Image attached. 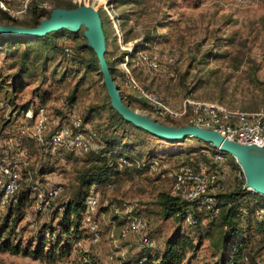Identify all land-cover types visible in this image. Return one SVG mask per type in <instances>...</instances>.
Wrapping results in <instances>:
<instances>
[{"label":"rangeland","instance_id":"rangeland-1","mask_svg":"<svg viewBox=\"0 0 264 264\" xmlns=\"http://www.w3.org/2000/svg\"><path fill=\"white\" fill-rule=\"evenodd\" d=\"M30 1L3 0L10 12L0 8V16L4 12L11 17L10 13L15 12L13 18L18 22L27 20ZM33 1L39 8H47L52 4L51 0ZM126 1L123 5H117L115 0H71L77 5L88 4L98 9L109 32L106 43L109 58L116 60L123 50L131 52L134 45H138L139 51L131 59L130 53H127L123 55L124 61L115 63V82L122 93L123 101H129L130 107L161 123L176 126L185 124L183 117L171 118L156 112L132 87L130 79L127 78V70L140 87L153 92L165 104L175 109L186 98L218 101L230 109L242 111H254L264 107V0ZM24 5L26 10L21 12ZM122 32L127 34V41L123 40ZM143 34H149V37L144 39ZM65 41L71 40L57 38L58 44ZM10 54H0V97L10 100L14 104V107L11 105L12 109L19 110L18 107L23 105L34 108L42 104L49 114L52 126H55L72 115L83 116L88 107H94L99 112L93 113L86 128L101 131L102 134L105 128L108 132L111 131L110 110L108 107L106 110L100 109L108 99L100 71H85L74 67L63 76L65 66L69 67L72 62L68 65L63 54L57 55L47 62L44 69L38 61L36 70L27 78L25 87L21 91L13 92L9 82L15 71L13 63L16 58ZM144 54L153 58L157 67H149L141 58ZM81 78L83 79L77 87L76 101L71 106H62L61 101ZM123 129H127L128 134H123ZM116 134L123 136L120 138L121 143L134 142L131 137L142 138L146 146L137 144V148L142 151V158L145 159L148 154L153 155L152 159L158 160L160 165L172 167L181 158H191V162L206 160L209 164L213 163L220 187L225 190L231 188L236 177L241 174L230 168L225 158L222 162H214L209 145L194 138L185 139L181 144L183 151L177 153L178 144L155 139L131 125H121ZM23 138L15 132L14 127L9 134H0V153L7 158L8 163L17 162L20 166V177L23 181H30L34 158L24 152H17L15 146H12L15 139ZM119 148L125 150L127 147L121 145ZM62 150L71 151L69 148ZM195 151L197 155L191 154ZM129 152L136 151L133 149ZM72 153L71 161L64 163L63 169L47 175L43 182L33 184V189L36 187L42 191L49 184L58 183L64 187L63 193L49 204L56 205L67 197L76 184L78 172L87 164L88 156L84 153ZM203 154L206 156L205 160H202ZM161 168L159 166L147 172L122 170L112 177L109 185L93 186L94 195L98 196L99 204L104 207L96 209L91 217L98 226V241L92 242V234L84 224V237L74 245L69 256L51 264H80L90 256L104 263L111 262L118 256L135 258L143 247H147L142 243L144 238L153 242L152 248L146 250H150L152 254L159 253L163 250L167 237L177 228L190 234L195 242L202 234L199 248L190 264H212L216 252L212 248L211 238L217 234V229L211 224L205 211H199L200 223L197 227H188L175 217L162 216L156 199L158 193L170 190V183L169 180L159 177L158 170ZM35 204L36 201L26 209V217L20 222L24 239L38 232L41 226L52 222L50 205L48 209L46 207L47 210L37 213L32 209ZM132 210L140 213L147 220L148 226L141 234L121 237L115 215H124ZM208 230L210 236L206 235ZM261 237V233L253 235V241L258 248L256 255L262 259L264 250L260 249ZM0 264L50 263L30 256L0 253ZM257 264L260 262L257 261Z\"/></svg>","mask_w":264,"mask_h":264},{"label":"trees","instance_id":"trees-1","mask_svg":"<svg viewBox=\"0 0 264 264\" xmlns=\"http://www.w3.org/2000/svg\"><path fill=\"white\" fill-rule=\"evenodd\" d=\"M30 2L29 16L27 20L18 22L13 17H10L8 14L2 12L0 18H2L3 21L0 19V23L6 25L12 24L33 27L36 26L41 19L48 17L53 8H73L77 6V4L71 2V0H51L52 4L47 8H39V6L35 5L36 2L33 0ZM115 2L117 5H123L127 1L115 0ZM102 28L107 43L109 32L105 27V20L104 22L102 21ZM143 36L145 39L149 37V34H143ZM59 37L67 38L71 41H65L61 44H58L57 38ZM122 38L124 41L128 40V36L125 32H122ZM138 51L139 47L137 44H135L131 52H128V50H123L121 56L117 57L116 60H112L108 56V50H105L106 62L115 81L117 78L115 63L124 61L123 55L127 53H130L129 58L131 59V57ZM2 53H11L10 55L15 56L16 58L15 62L13 63V65H15L13 66L15 67V71L10 76L9 82L13 92L21 91V89L25 87L27 78L33 75V71L36 70V64L38 61L41 62L42 68L44 69L46 68L47 62L53 58H56L57 55L63 54V58H65L64 60L68 62V65L70 62H72V65L70 64L69 67L65 66L63 70V76L67 72L72 71L74 67H77V69H84L85 71H99L97 57L94 51L87 45L81 28L76 32L60 29L40 37H5L0 35V54ZM82 79L83 78L77 81L73 88L68 91L64 100H62V106H71L76 101L77 87L81 83ZM142 89L150 92L144 87H142ZM120 94L122 95L121 91ZM8 101L10 102V100ZM125 103L130 106L129 101H126ZM10 104L14 107L12 102H10ZM37 106L43 105L38 104ZM107 107L110 110L111 119L109 127L111 128V131L108 132L107 128H105V130H103V134L101 131L97 132L86 128L87 122L91 120L93 113L95 114V112H99L98 109H95L94 107H88L83 116H78L82 122V127L78 130L82 131L92 142L99 144L100 149H89L86 153H84L86 156H88L86 160L87 164L84 165L80 172H78L76 184L72 187L65 199L60 200L56 205L49 204L52 222L41 226V229L38 232L34 233L27 239L23 238V227H20V222L26 217V209L29 208V206L32 205L37 199L36 191L33 192V184L43 182V178L47 175L53 173L56 170L63 169L64 163L71 161L73 157L72 151L74 150L71 149V151L69 150V152H65L62 150V148L64 149L66 147H59L53 150L50 146L42 145L32 138L21 136L17 132L15 124L12 126L14 121L0 117V119H3V121H0V134H9L10 129L14 127L15 132L20 137L24 138L22 140L15 139L12 146H15L14 148L17 150V152H24L25 154H28L34 158L32 164L33 167L31 169L33 173L31 180L23 181L21 178L20 185L10 200L3 205L0 203V253L30 256L34 259H39L50 264L55 263L57 260H61L62 258L68 257L71 251L74 249V245L84 237V224L89 229L85 220V200L89 195H94L93 186L109 185L111 183L112 177L118 175L122 170L138 172L149 171L148 166H136L135 164L131 166H123L120 164V157L128 158L134 163V160L150 161L152 160L153 155L148 154L146 155V158L143 159L141 154L142 151L137 148V144L146 146V143L143 142L142 138L130 136V139H132L134 142L127 141L126 143H121L120 138L123 136H117L116 132L121 125H131L155 139L161 141L163 139L155 137L149 132H146L145 130L125 121L110 106L109 99H106V102L102 107H100V109L106 110ZM18 108L26 110L30 107L23 105L22 107ZM73 116L76 115L70 116V118H67L66 121L56 124L55 126H52V123L49 120L50 130H56L62 125L71 124ZM183 119L185 124H193V122L186 117H183ZM121 132H123V134H128L127 129H123ZM187 138L193 137L171 139L166 140V142L178 144L179 148L176 150L178 153L183 151L181 144ZM194 139L201 141L197 138ZM204 143L209 145L213 156L219 153V151L210 143ZM121 145H124V147L127 148L125 150L119 148ZM133 149H135L136 152H129ZM191 154L197 155L196 151L191 152ZM222 154L226 159L227 165L233 170L240 172L241 177H236L235 184L231 188L225 190L220 187L214 194L216 207L218 208L216 214H213L211 210L205 208L204 206L198 207L191 201L180 198L179 196L171 195L170 190L168 192L158 193L156 203L160 207L161 214L164 218L175 217L176 219L185 223L188 227H197L200 223V213L202 211L207 213L211 224L217 229V234L211 238L212 248L216 252L215 260L212 262V264H257V261H259L260 264H264V255L261 256L262 259L256 255V250L258 248H256L254 243L255 241H253V235L255 233H261L262 237L260 249L262 250L263 248L264 250V214L261 219H259L257 216V212L259 210H264V194H259L245 189V180L239 165L231 155L226 153ZM185 159L181 158V160H179L176 165L169 168H175L180 165H189L191 167H195L198 164H206L209 170L215 173L214 164L205 162L206 156L204 154L202 155V160L205 161L202 162H191V158L189 160L188 158ZM0 161L7 163V158H5L2 153H0ZM165 172L169 173V170L167 169ZM161 179L169 180L171 187L172 179L169 175H166L165 178ZM2 193L3 191L0 189V196ZM98 208H104L99 204V198L96 209L98 210ZM187 211H189L197 220L195 224H188L185 222L186 215L188 214ZM35 212L40 213L41 211ZM131 214L141 215L135 210H132ZM115 218L119 222L120 233V228L126 222L127 218L126 215H115ZM54 220L55 223L53 224ZM201 235L202 234L199 235V240L195 242L190 234L181 228H177L170 236L167 237L164 248L159 253L152 254L150 250H146L152 247L147 246L143 247L135 258H123L118 256L115 257V259L111 262L104 263L95 260L92 256H90L88 260L84 259L80 264H190L199 248L200 241L202 239ZM206 235L210 236V230L207 231Z\"/></svg>","mask_w":264,"mask_h":264},{"label":"built area","instance_id":"built-area-1","mask_svg":"<svg viewBox=\"0 0 264 264\" xmlns=\"http://www.w3.org/2000/svg\"><path fill=\"white\" fill-rule=\"evenodd\" d=\"M242 1V0H238ZM0 8L7 9L3 0H0ZM8 10V9H7ZM26 10V5L21 12ZM10 12V10H8ZM18 13V12H17ZM11 17H15V12L10 13ZM141 58L149 67H157V62L147 55ZM126 66L125 63H123ZM127 78L130 79L132 87L137 91L139 96L145 99L152 108L160 114L171 118L186 117L193 124L205 128L215 129L224 137L236 141L241 144H253L264 146V107L254 111H242L238 109H230L225 104L218 101L193 100L186 98L182 101L179 108L175 109L164 104L160 97L152 92H147L140 87L129 70H127ZM61 105L63 102L61 101ZM0 117L14 121L15 128L21 136H27L36 142L50 146L53 150L59 147L73 149L79 154L86 153L89 149L98 150L100 145L92 142L82 131L78 129L82 127L80 117L73 116L71 124H65L56 130H50L49 114L44 106L34 108L12 109L10 102L0 97ZM77 129V130H76ZM214 162H222L224 155L219 151L214 157ZM119 162L123 166H148V170H154L156 167L162 166L158 170L159 177L165 178L169 175L172 179L170 194L179 196L185 200L191 201L198 207H205L217 213L218 208L214 194L220 188L218 178L215 173L211 172L206 164H198L195 167L189 165H180L175 168L160 165L158 160L150 161L134 160V163L128 158L120 157ZM169 170L166 173L165 170ZM241 177V174L239 175ZM20 166L17 162L3 163L0 161V189L3 191L0 196V203H7L20 185ZM37 199L33 210L42 211L48 208L49 203L56 196L63 192L64 187L61 184H49L45 191L34 187ZM98 197L89 195L85 200L86 206V222L92 234V242L99 239V231L97 224L91 219L92 214L96 213ZM47 210V209H46ZM118 212V209H115ZM185 222L195 224L197 220L187 211ZM264 210L257 212L259 219L263 217ZM126 222L120 228L121 237L141 234L146 230L147 220L141 215H133L127 212ZM145 246L152 247L153 242L144 238L142 242Z\"/></svg>","mask_w":264,"mask_h":264},{"label":"water","instance_id":"water-1","mask_svg":"<svg viewBox=\"0 0 264 264\" xmlns=\"http://www.w3.org/2000/svg\"><path fill=\"white\" fill-rule=\"evenodd\" d=\"M82 28L87 45L94 51L102 82L110 106L127 122L163 140L197 138L210 143L222 153L231 155L243 174L244 188L264 194V146L241 144L224 137L215 129L195 124L168 125L128 106L120 94L119 87L110 73L105 58L106 38L99 11L93 5L79 4L73 8H53L48 17L33 27L0 23L2 36L40 37L60 29L76 32Z\"/></svg>","mask_w":264,"mask_h":264}]
</instances>
